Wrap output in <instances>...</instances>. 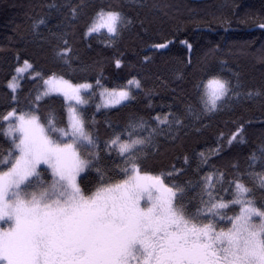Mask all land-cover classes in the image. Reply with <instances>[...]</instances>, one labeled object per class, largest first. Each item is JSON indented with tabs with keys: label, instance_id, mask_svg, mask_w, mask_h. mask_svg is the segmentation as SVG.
<instances>
[{
	"label": "snow or ice",
	"instance_id": "snow-or-ice-1",
	"mask_svg": "<svg viewBox=\"0 0 264 264\" xmlns=\"http://www.w3.org/2000/svg\"><path fill=\"white\" fill-rule=\"evenodd\" d=\"M82 7L70 6L74 20ZM129 23L118 7L101 6L82 35L103 30L114 41ZM57 39L54 58L70 65L72 46L64 34ZM115 64L119 68L121 61ZM34 79L43 86L27 110L19 107L21 86L10 81L13 106L0 113L7 125H0V133L8 138L7 148L0 149V264H264V205L252 199L254 188L264 190V146L250 154L246 169L238 162L227 172L215 167L220 144L211 154L200 152L195 167L186 156L180 168L154 174L143 169L141 158L157 136L168 134L161 126L170 132L182 123L179 117L157 114L150 118L155 126L133 117L101 141L82 107L92 83H73L55 72ZM128 84L141 87L135 78ZM95 85L102 87L100 79ZM237 87L219 74H206L186 113L200 119L217 112L239 95ZM51 93L63 97L66 119L51 110L41 117V103ZM101 96L105 106L134 98L125 87L103 88ZM243 132L240 124L228 145L244 142ZM189 168L193 178L180 180ZM93 170L97 178L88 187Z\"/></svg>",
	"mask_w": 264,
	"mask_h": 264
},
{
	"label": "trees",
	"instance_id": "trees-1",
	"mask_svg": "<svg viewBox=\"0 0 264 264\" xmlns=\"http://www.w3.org/2000/svg\"><path fill=\"white\" fill-rule=\"evenodd\" d=\"M76 5L83 7L74 20L70 6ZM108 5L118 7L131 23L114 41L104 31L84 37L85 24L94 10ZM262 25L264 0H0V113L13 106L8 82L25 61L32 65L29 73L35 74L27 73L20 83L19 107L24 110L42 83L34 79L37 73L55 72L73 83L95 84L100 79L102 87L108 88H126L135 78L141 87L133 89V99L117 107L97 110L100 87L94 86L90 103L83 109L101 141L133 117H143L155 126L150 118L172 113L182 123L173 124L170 132L161 126L168 134L157 136L155 145L146 149L141 158L144 170L159 174L173 165L180 168L186 156L195 167L200 152L211 154L209 150L220 144L219 158L213 157L215 167L227 172L238 162L246 169L250 154L264 146ZM61 34L75 53L70 65L53 55ZM160 43L167 47H154ZM208 73L239 83L235 89L239 95L231 96L217 112L196 119L186 113V105L195 100V85ZM50 110L57 117L63 112L66 119L63 97H45L41 117ZM240 124L244 142L229 146L227 137ZM0 125L6 124L0 121ZM7 139L0 133V149L7 148ZM254 169L261 170L259 163ZM96 178L91 171L87 186H94ZM191 178V168L179 177ZM252 199L264 205V190L254 188Z\"/></svg>",
	"mask_w": 264,
	"mask_h": 264
},
{
	"label": "rangeland",
	"instance_id": "rangeland-1",
	"mask_svg": "<svg viewBox=\"0 0 264 264\" xmlns=\"http://www.w3.org/2000/svg\"><path fill=\"white\" fill-rule=\"evenodd\" d=\"M103 31V30H102ZM28 64H30L29 62H28ZM31 65V64H30ZM32 66V65H31ZM19 69H20V71L19 72H17V70H16V72H15V74L13 75V77L11 78V80L10 81H13L14 83H17V84H19L20 85V83H21V80H22V78L23 77H25V75L27 74V73H29V71H30V69H31V67H28L27 65H22V66H20L19 67ZM31 76L32 75H34L35 74V72L34 73H29ZM9 81V82H10ZM9 82H8V85H9ZM89 83H92V82H89ZM93 84V87L95 86V84L94 83H92ZM43 85H42V83H41V85H40V87H42ZM9 87V86H8ZM103 88H108V87H100L99 89H98V99L95 101V105H96V107H97V105H99V108H97V110H101V109H104V108H111V107H117V106H119L120 104H122V103H124V102H126V101H122L120 104H117V105H108V106H105V102H106V97H103V96H101V92L103 91ZM126 88H128L130 91H131V93L133 94V89L135 90L136 89V87H135V85L133 84V85H128ZM109 89H111V88H109ZM94 93V91L92 92V94ZM51 95H59V96H61L59 93H51L50 94V96ZM86 95V98H88V95L87 94H85ZM62 97V96H61ZM128 101V100H127ZM89 103H90V99H89ZM88 103V104H89ZM87 104V105H88ZM86 106V105H85ZM85 106H82V107H85ZM7 127V125H5V128ZM42 168H46V166H41ZM49 177H48V176ZM45 177H46V179H51V176H50V171L49 172H47V173H45ZM5 227H6V225H5Z\"/></svg>",
	"mask_w": 264,
	"mask_h": 264
}]
</instances>
